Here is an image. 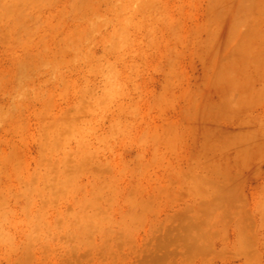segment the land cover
Here are the masks:
<instances>
[{
    "label": "rangeland",
    "instance_id": "374dc122",
    "mask_svg": "<svg viewBox=\"0 0 264 264\" xmlns=\"http://www.w3.org/2000/svg\"><path fill=\"white\" fill-rule=\"evenodd\" d=\"M0 264H264V0H0Z\"/></svg>",
    "mask_w": 264,
    "mask_h": 264
},
{
    "label": "bare ground",
    "instance_id": "6f19581e",
    "mask_svg": "<svg viewBox=\"0 0 264 264\" xmlns=\"http://www.w3.org/2000/svg\"><path fill=\"white\" fill-rule=\"evenodd\" d=\"M248 38H249V33L244 34V38H243L244 41H246ZM237 43H238V45H240L239 42H237ZM240 46H241V45H240Z\"/></svg>",
    "mask_w": 264,
    "mask_h": 264
}]
</instances>
